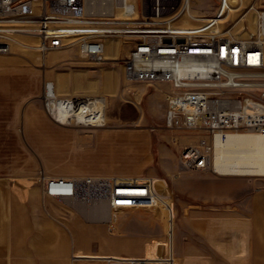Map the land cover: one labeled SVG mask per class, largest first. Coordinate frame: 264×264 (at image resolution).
I'll return each instance as SVG.
<instances>
[{
	"label": "rangeland",
	"instance_id": "rangeland-1",
	"mask_svg": "<svg viewBox=\"0 0 264 264\" xmlns=\"http://www.w3.org/2000/svg\"><path fill=\"white\" fill-rule=\"evenodd\" d=\"M250 1L245 0V6ZM215 5L216 0H191V8L199 16L213 12ZM237 16L233 14L231 21ZM15 38L38 44L30 33ZM110 45L106 54L113 50L117 59L100 63L76 49L43 55L34 46L17 42H10V49L0 53V264H66V255L72 251L69 232L75 242L85 246L84 251L94 255L144 257L150 253L153 258L168 255L173 248L182 264H201L205 258L219 264L224 262L220 251L234 252L240 244L246 250L249 240L245 247L247 238L241 242L234 237L233 215L227 222L221 219L229 203L220 198L232 196V189L222 187L218 180L230 175L181 167L182 146L195 141L198 134L167 128V86L128 80L124 59L129 47L123 44L119 51L115 42ZM46 96L83 100L104 96L107 126L80 125L76 119L59 123L46 109ZM42 122L54 129L42 127ZM54 171L64 176L157 177L162 186L156 185L163 194L159 193L172 201L173 228L178 232L174 239L180 244L167 233L165 216L171 213L164 211L120 214L114 217L112 230L106 224L84 221L61 202L41 195L40 173L54 175ZM234 177L264 188V176ZM44 211L65 222L69 231L50 221ZM128 218L135 221L129 223ZM52 230L59 243L48 248L43 235ZM73 257L77 264L78 258ZM81 258L90 264L104 262Z\"/></svg>",
	"mask_w": 264,
	"mask_h": 264
},
{
	"label": "built area",
	"instance_id": "built-area-1",
	"mask_svg": "<svg viewBox=\"0 0 264 264\" xmlns=\"http://www.w3.org/2000/svg\"><path fill=\"white\" fill-rule=\"evenodd\" d=\"M191 0H0V53L10 35L30 33L43 54L76 49L95 62L106 59L108 39L129 47L126 78L167 86L166 126L196 133L182 146L189 170H212L214 140L231 133L264 134V0H216L204 16L182 17ZM238 16L231 21L232 15ZM251 21V24L248 23ZM43 197L54 198L88 223L114 224L124 213H171L172 201L156 177L47 175ZM44 199V198H42ZM168 255L118 257L105 264H174Z\"/></svg>",
	"mask_w": 264,
	"mask_h": 264
},
{
	"label": "crops",
	"instance_id": "crops-1",
	"mask_svg": "<svg viewBox=\"0 0 264 264\" xmlns=\"http://www.w3.org/2000/svg\"><path fill=\"white\" fill-rule=\"evenodd\" d=\"M44 126L50 127L49 129H54L52 128V126L47 125V123L42 122V127ZM40 145L41 146L43 145V141L40 142ZM41 146L39 147L40 150L43 149V146L42 147ZM54 147H58V146H54ZM54 173H55L54 175H60V172L58 171H54ZM189 181L190 180H188V182ZM218 181H219V185H221L222 187L226 188L228 186L227 188L232 189V196L225 199L220 198V201H225L226 203L227 202L229 203L228 204L229 206L226 207L224 211V217L221 219L224 222H227L229 218H232L231 215H233V221L235 224V236H234L235 239H241L242 242L244 240V237L245 239L247 238V241L245 242V247H247L246 244H248L247 242L249 240V246L248 248H246V250L243 248L242 244H240L241 247L235 248L234 252L220 251L222 255L224 254V257L222 256L220 257L224 259V262H220L219 264H262L261 262L264 261V188L257 189L254 185V182L248 181L243 177H234V176L220 177ZM156 184H160L162 186V184L159 182H156ZM2 189H3V184L0 182V203H2L3 200L1 193ZM156 189L158 192H162L161 190H159L157 185H156ZM9 200L12 201V199ZM46 200L48 199L40 198V201H46ZM226 200H230V201H226ZM15 201H19L18 197L15 198ZM49 201L50 200H48V202ZM44 212L49 217L50 221H52L57 225H60L65 231L66 230L69 231V229L66 227L65 222H61L60 220L52 217L46 211ZM228 215L230 216L228 217ZM165 217H166L167 233L170 234V236L173 238V242L176 243V245H179L180 242L178 241V239H176V241L174 239L175 235H178V232L173 228L174 225L173 212H171V214L168 216L166 215ZM133 220L135 221V219L128 218L126 221L132 223L131 221ZM69 235L71 238L70 240H71L72 251L70 253H67L66 255V264H75L74 260H72L71 258L72 255L78 257L77 264H90L85 262L86 260L82 259L81 257H88L90 258L89 260H99L102 259V257L105 255H113L118 257H135L131 255L115 254V253H106V254L100 253L94 255L93 252L84 251L83 247L85 246L81 245L79 242H75L70 232ZM43 237L48 242L47 245L48 248H55L59 243L58 241L59 236L56 234V232L54 233L53 230L51 232L50 231L45 232ZM158 241L159 240H156V242ZM147 255L150 256L148 257ZM144 257L152 258V254L148 253ZM155 257L156 256L153 255V258ZM206 259L207 258H205L204 262L201 264H214L211 258H209V260ZM103 264H105V262H103ZM174 264H182V262L176 258ZM188 264H200V263L188 262Z\"/></svg>",
	"mask_w": 264,
	"mask_h": 264
},
{
	"label": "bare ground",
	"instance_id": "bare-ground-1",
	"mask_svg": "<svg viewBox=\"0 0 264 264\" xmlns=\"http://www.w3.org/2000/svg\"><path fill=\"white\" fill-rule=\"evenodd\" d=\"M232 5L236 0H228ZM188 11L182 17L198 18L196 11L191 8V1ZM20 33H17L18 35ZM11 43H20L22 46L36 48V43L32 44L19 42L15 35L9 37ZM37 41V38H35ZM34 41V40H33ZM116 43L115 49L120 51V46L113 38L108 39L110 43ZM35 43V44H34ZM10 48V44H9ZM112 49V47H110ZM106 59L116 60L117 56L111 51L106 54ZM115 51V50H114ZM112 55V56H111ZM46 109L48 113L59 123H69L76 119L77 123L94 127H106V98L96 96L93 99L74 98H50L46 96ZM51 107V109H49ZM50 110V111H49ZM80 124V125H81ZM214 152L212 156V171L221 176H264V134L262 133H231L218 135L214 140ZM112 230V226H110ZM106 256V255H105ZM103 256V257H105ZM102 257V258H103ZM74 259L78 257H73ZM102 260V259H101Z\"/></svg>",
	"mask_w": 264,
	"mask_h": 264
}]
</instances>
